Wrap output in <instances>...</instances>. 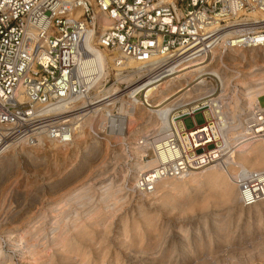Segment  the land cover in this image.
<instances>
[{
    "label": "built area",
    "instance_id": "2783aa9c",
    "mask_svg": "<svg viewBox=\"0 0 264 264\" xmlns=\"http://www.w3.org/2000/svg\"><path fill=\"white\" fill-rule=\"evenodd\" d=\"M262 13L264 0H0V150L13 142L69 143L76 118L116 95L151 107L146 89L185 70L215 64L217 52L264 47ZM90 33L94 46L119 52L117 65L132 59L144 71L133 84L122 83L120 92L88 104L82 100L93 93L103 70L94 62L96 54L87 42ZM204 76L214 94L177 108L158 139L152 130L142 136L150 141L164 138L167 154L139 171L137 192L150 193L162 178L181 177L212 163L227 167L238 146L264 142V106L259 101L264 95L250 111L230 116L226 99L220 98V78ZM211 97L216 98L213 106L204 103ZM120 104L115 102L114 113ZM199 112L204 123L178 129L175 122L195 119ZM232 126L237 132L228 145ZM91 128L95 134L100 129ZM149 153L156 157L150 148L145 159ZM236 168L240 204L247 208L264 201V167Z\"/></svg>",
    "mask_w": 264,
    "mask_h": 264
},
{
    "label": "rangeland",
    "instance_id": "374dc122",
    "mask_svg": "<svg viewBox=\"0 0 264 264\" xmlns=\"http://www.w3.org/2000/svg\"><path fill=\"white\" fill-rule=\"evenodd\" d=\"M262 62L259 60L258 63ZM240 64L249 66L247 62ZM115 81L114 72L110 84ZM186 91L187 88L179 95ZM195 94L197 92L192 90L191 101ZM259 101L264 106V97ZM204 121L203 113L199 112L195 119L191 116L183 118L180 126L191 129L195 122L202 124ZM144 122L139 119L129 125L132 130L139 128L135 135L141 142L149 140L142 139L148 130V133L156 131L144 129ZM114 128L120 129L118 126ZM99 130L96 129L95 134L92 128H88L86 139L67 148L57 149L47 143L43 148L28 145L26 150L17 147L8 152L10 162L0 164V246L4 247L5 264H44L49 259L48 254L53 253L56 254L53 264H79L80 258L63 260L54 252L52 244L42 243L46 241L45 236L51 234L50 224L63 210L70 217L77 213L86 216L95 207L100 209L99 215L93 214L98 223L88 224V234L81 240L89 264H102L103 261L104 264H264L262 207L261 217L255 214V208H243L240 213L214 196L204 200L202 195L209 192L207 186L198 189L189 186L184 194L172 192L169 206L148 207L149 220H146L136 205L138 195L129 190L133 184V147L129 141L116 139L129 135L128 130L122 135ZM95 141L99 142L92 146V150L84 149L86 144ZM152 157L149 153L144 159ZM110 182L123 184L124 190L118 193L121 200L116 205L115 200L102 201V186ZM82 185L89 190L83 204L78 201L67 203L71 191ZM203 202L207 205L204 206ZM29 222L45 228H42L44 237L40 242L36 236L39 249L43 250L37 261L16 254L9 245L10 232L23 229ZM155 256L159 258L155 259Z\"/></svg>",
    "mask_w": 264,
    "mask_h": 264
},
{
    "label": "bare ground",
    "instance_id": "6f19581e",
    "mask_svg": "<svg viewBox=\"0 0 264 264\" xmlns=\"http://www.w3.org/2000/svg\"><path fill=\"white\" fill-rule=\"evenodd\" d=\"M253 14L256 15L258 13ZM262 15H264V13H262ZM104 21L105 25L109 26L107 18H105ZM93 38V34L90 33L87 36V42L91 43ZM90 47L91 51L96 54L94 62L97 64V68L100 70L101 66L103 70L100 71L97 80L92 86L93 93L82 100L83 103L87 102L88 104H91L95 102V99L103 100L108 96L116 94L122 90V83H128V85H131L143 74L144 70L142 64L132 59L124 60L122 65H117L116 61L119 57V52L117 50L113 51L107 48H100L94 46L93 43L90 44ZM216 55L217 58L215 64H206L185 70L165 79L162 83L154 87L146 89V96L148 97V102L151 104V107L146 104L142 105L139 101L131 103V101L120 96L119 98L116 95L112 101H108L107 99L103 100L98 104H95L96 107L91 113L86 112V114L76 118L78 121H75V123H77L78 126L75 129L71 142L62 143L52 139H43L38 145L30 146L42 147L49 143V146L57 149L67 148L72 144H79L80 141L86 139L87 134H89L88 128H91L92 126H94V128L104 129L103 132H108L110 134L117 132L122 135L125 130H128L129 135H126L125 137H116V139L119 141H129L133 147V153L135 155V162L131 166L133 172V184L129 190L133 194L138 195V204L136 205L140 211L139 214L146 220H149L148 207L157 204L163 207L169 206L173 199L172 192L184 194L189 189V186L195 189L207 186L209 192L202 195L204 196V200L208 197L214 196L218 200L220 199L223 203L227 204L230 209H238V212L242 213L243 208L245 207L240 204L239 191L234 179V175L237 173L236 167L241 166L247 169L263 168V141H249L238 146L233 162L230 159H227V167L219 163H212L205 168L191 170L189 173L181 177L162 178L157 182L155 189L150 193H139L135 190V182L139 171L152 168L158 162L160 157H165L167 149L163 140L164 138L158 141L146 140L141 142V140L135 135L139 128L132 130L131 127H129L130 124L139 119H144V129L148 130V128H153L156 130L155 133H157V135H155L154 139H158L161 137L162 133H164L166 127L172 124V119L175 114L174 111L177 108L182 106L186 107V105H190L206 95L210 96L215 93L216 89L209 80L205 78V74H210L212 78H215L214 75L220 78L222 88L224 89L222 90L223 93L220 95V98L222 100L226 99L228 103L226 111L230 116H235L241 111H250L254 104L258 102V98L261 95H264V47H252L248 49L235 48L224 54L217 52ZM259 60L263 62L260 64L258 63ZM241 62H247L249 66H242V64H240ZM125 70L127 71L125 72ZM114 72L116 81L110 84L111 75ZM186 88L187 91L179 95ZM192 90L197 92L194 101H191L189 98ZM229 93L231 94L229 95ZM225 94H227V96ZM93 95L95 96L94 98ZM116 101H119L121 104L116 108L117 113H114ZM215 101L216 98L211 97L204 100V103L213 106ZM131 104L133 106L132 109L129 107ZM137 115L139 116L137 117ZM175 123L180 130L181 126L179 125V122ZM117 126L120 127L119 130L114 128ZM236 132L237 131H235V128L232 126L231 131L228 133V145L232 143V137ZM98 142L99 141H95L90 145L86 144L84 149L90 151L94 148L92 146H96ZM26 146H28L27 143L13 142L8 147L0 150V164L10 162L9 151L16 150L17 147L26 150ZM150 148L155 150L156 157H152L150 160H145V151ZM127 176L128 173L125 174L124 178H127ZM102 188V201L106 202L108 199L115 200V205L120 202L121 199H118V193L124 190L123 184L115 185L114 182H110L102 186ZM88 191V188L83 185L77 187L67 196V203L78 201L79 204H83V201L88 198ZM160 192L161 195L159 194ZM193 201L191 202L193 203ZM204 203L206 202H203V205L206 206L207 204L205 205ZM182 206H185V203ZM260 207L264 209V201L247 208L249 210L255 208V214L258 217H261L262 210ZM94 213L99 215L100 209L95 207L93 210L91 209L86 216H80V214L77 213L75 217H70L69 214H66L63 210L62 213L56 215L54 221L50 224L51 234L45 236L46 241L42 244H45L46 242L52 244L55 247L54 252L59 254L63 260H71L76 257L80 258L78 260L79 264H89V259H86L87 252L82 246L81 240L85 234H88V224L98 223L95 219L96 216L93 215ZM42 228V226L31 225V222H29V224L23 229L18 228L11 231L9 237L10 247L16 254L20 256L26 255L37 261V258H41L39 255L43 250L39 249V245L36 242V236L38 235V240L40 242L42 240L41 237H44V235H42ZM43 229L45 230V228ZM88 240L91 239L88 237ZM3 249L4 247L1 245L0 264H5L6 262V255ZM72 254L74 255L72 256ZM48 258L49 259L43 263L45 264L48 262V264H53L56 259V254H48ZM156 258L157 257L155 256V259ZM154 261L155 260H153V262ZM162 263H164V261ZM75 264H77V262ZM102 264H104V261Z\"/></svg>",
    "mask_w": 264,
    "mask_h": 264
}]
</instances>
